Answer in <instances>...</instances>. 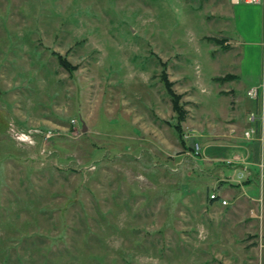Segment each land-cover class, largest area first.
Masks as SVG:
<instances>
[{
  "label": "rangeland",
  "instance_id": "1",
  "mask_svg": "<svg viewBox=\"0 0 264 264\" xmlns=\"http://www.w3.org/2000/svg\"><path fill=\"white\" fill-rule=\"evenodd\" d=\"M228 20L204 0H0V264H264L253 216L209 202L245 181L221 159L254 124L225 43L251 38Z\"/></svg>",
  "mask_w": 264,
  "mask_h": 264
},
{
  "label": "crops",
  "instance_id": "2",
  "mask_svg": "<svg viewBox=\"0 0 264 264\" xmlns=\"http://www.w3.org/2000/svg\"><path fill=\"white\" fill-rule=\"evenodd\" d=\"M207 1L210 9H215L217 11L218 16L220 17L221 21L232 25L231 21L228 20L231 17L233 18V23L239 20L241 25L244 26V33L250 35L251 40L249 42H246L249 44L248 52L245 51V48L241 47L243 42H245L239 35V37L235 38L234 33V42L231 44V38L230 36H227L228 40L225 43H228L227 48L231 50L229 51L230 56L233 58L230 61L235 64V68L238 69L240 74H234L232 81H237L236 84L241 90V96L240 100L241 102H244L246 112H245V118L248 117V114L251 111H260V95L258 99H252L247 95V91L249 88H252L254 86H258L260 84L264 83V2L256 3V4H247V3H234L232 0H204ZM230 6H233L232 10H230ZM213 14V12L210 11V16ZM209 16V17H210ZM252 23L255 25V28L252 27H246L245 24ZM233 29L232 26H227L225 28V32ZM254 53L257 56V61L261 65V70L257 73L254 72H246L242 69V67L245 64V59L248 56L251 58V56L254 55ZM227 54V53H226ZM222 56V55H221ZM230 57V58H231ZM223 58V57H222ZM243 70V71H241ZM235 73V72H234ZM249 75H252L253 77H249ZM237 77V79H236ZM241 78H246L250 82L249 84H245L243 81H241ZM240 80V81H239ZM243 93L246 95L247 99H245ZM249 100H255L252 102H249ZM249 109H254L250 110ZM236 110V109H235ZM233 116L236 115L237 118H240L238 111L232 112ZM238 114V115H237ZM248 121V119H247ZM246 121V122H247ZM233 123V121L230 122V124ZM254 124L257 126V134L254 136L253 139H250V144L245 146L242 153L243 155H234V158L239 159L236 162H233L231 164H226V159H221V162L225 163L226 165L230 166V169L235 171L236 169H241L245 171L247 174L245 181H232L229 179L230 176H225V180H227L229 183L227 184L228 188L222 187L223 183H220L221 185H217V188L212 190V192H216L218 194V199L216 200H210V204L212 205H231L232 209H235L237 211H242V215H250L253 216V219L249 221V227L252 231H255L256 233V240H257V246L259 243L264 244V182L260 183L261 180L259 178V168L258 164L261 161V159L264 158V130L261 129V124L255 121ZM250 125L247 123V126ZM247 128V127H246ZM245 128V129H246ZM264 128V126H263ZM260 131H263V140L260 137ZM259 134V135H258ZM247 140V139H246ZM232 147H239L240 149H243L242 146L237 145L235 142L231 143ZM210 159V158H209ZM211 160V159H210ZM212 163V161H210ZM247 165V166H246ZM223 173L221 172V175ZM220 175V176H221ZM232 181V182H231ZM255 183V184H254ZM252 184L256 185L258 187V195L256 196L254 194H249L247 191L244 190L245 185L251 186ZM224 186V185H223ZM221 199H226L227 204H222ZM249 205V210L245 209L246 206ZM242 208V209H239ZM260 214V217H259ZM256 248V247H255ZM256 255L260 258V255L258 253V249L256 251ZM260 261V260H259Z\"/></svg>",
  "mask_w": 264,
  "mask_h": 264
},
{
  "label": "built area",
  "instance_id": "3",
  "mask_svg": "<svg viewBox=\"0 0 264 264\" xmlns=\"http://www.w3.org/2000/svg\"><path fill=\"white\" fill-rule=\"evenodd\" d=\"M234 3H247V4H256V3H260V2H264V0H232ZM247 95L252 98V99H258L259 95H260V100H261V109H260V113H259V116L256 117L255 116V113L253 111H251L249 114H248V121L249 122H254L256 119H260V123H261V129L264 130L263 126H264V83L263 84H260L258 86H254L250 89H248L247 91ZM71 123L74 125V123H76L75 120H71ZM40 131V130H39ZM38 129H29V130H22V131H13L14 133V138L19 141L21 144L23 143H27V144H33L34 143V137L39 134L38 132ZM257 133V129L255 128L254 125H250L247 129H245L243 131V135L246 139H253L254 136L256 135ZM40 137L42 140L45 141V143L47 142L46 140L47 139H50V137L53 135L52 131H40ZM34 136V137H33ZM260 137L261 139L263 140V131L260 132ZM43 141V143H44ZM45 147V146H44ZM43 147L42 149V152H45L46 149ZM49 147V146H48ZM194 148H195V153H199V145L198 144H195L194 145ZM50 152V151H48ZM239 159L237 158H231V159H226L225 160V163L226 164H231L233 162H236L238 161ZM258 168H259V178L261 180L260 183L264 182V158L261 159V161L259 162L258 164ZM218 197V194L216 192H211L210 193V196L209 198L210 199H217ZM221 203L222 204H227V200L226 199H221ZM259 247L260 249H263V252H264V244L263 243H259Z\"/></svg>",
  "mask_w": 264,
  "mask_h": 264
},
{
  "label": "trees",
  "instance_id": "4",
  "mask_svg": "<svg viewBox=\"0 0 264 264\" xmlns=\"http://www.w3.org/2000/svg\"><path fill=\"white\" fill-rule=\"evenodd\" d=\"M161 79L163 81V84L166 88V91L167 93L170 95V97L172 98L171 99V102H172V105H173V109L174 111L176 112L177 114V117H178V120L179 122L184 118L185 116V110L180 107V95L175 93L172 89H171V86H172V82L169 81L167 75L165 73L161 74ZM176 128L178 129V132H180V124L178 123ZM210 200H214V199H210Z\"/></svg>",
  "mask_w": 264,
  "mask_h": 264
},
{
  "label": "water",
  "instance_id": "5",
  "mask_svg": "<svg viewBox=\"0 0 264 264\" xmlns=\"http://www.w3.org/2000/svg\"><path fill=\"white\" fill-rule=\"evenodd\" d=\"M87 127L85 124L82 125V131H86Z\"/></svg>",
  "mask_w": 264,
  "mask_h": 264
}]
</instances>
